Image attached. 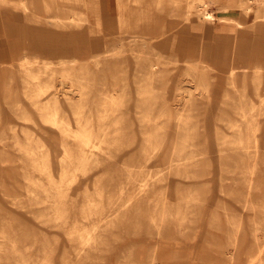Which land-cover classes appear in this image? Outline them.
Returning <instances> with one entry per match:
<instances>
[{
  "label": "bare ground",
  "instance_id": "bare-ground-1",
  "mask_svg": "<svg viewBox=\"0 0 264 264\" xmlns=\"http://www.w3.org/2000/svg\"><path fill=\"white\" fill-rule=\"evenodd\" d=\"M212 3L221 5L222 11L238 9L246 14L256 5L263 9L251 24L248 15L243 22L240 18L236 22L240 32L248 25L251 34L239 39V45L236 40L237 49L233 52L242 62L251 49L257 50L258 57H264V0H237L235 6L225 5L224 0H0V5L8 4L19 11L0 26L1 41L16 38L17 48L27 45L35 52L61 54L57 61L59 70L49 67L53 61L45 58L40 65L37 58L28 54L22 55L11 70L12 79L21 82L22 94L30 107L18 111L0 108V142L16 147L18 174L24 180L22 183L14 175L3 182L10 191L18 186L24 192H13L11 204L54 233L48 234L32 222L18 219L13 210L5 209L0 202V264H178L169 260V253L181 248L188 255H183L179 264H190L195 242L205 226L224 234V243L208 239L212 244L210 251L220 254V262L236 264L242 255L243 264H264V166L258 169V164L264 162V146L259 152L253 139L260 128L258 116L264 113V98L258 110L252 102L249 107L242 103L237 106L239 118L229 120L230 138H219L222 142L215 143L204 140L201 165L199 158L195 162L205 175L215 168L212 161L222 155L237 159L236 167L221 163L240 169L235 175L243 187L237 189L238 193L233 191L232 200L238 202L234 207L216 200L215 191L193 194L188 181L185 187L182 185L191 172V157L184 152L192 144L190 132L177 141L171 129H186L187 117L182 119L179 114L175 122L167 117L160 126L157 117L161 111L152 114L149 100L152 90L147 80L156 73L159 63L150 48L156 47V42L178 47L174 42L179 24L167 23L166 29V22L158 13L162 10L174 16L181 6L184 21L194 14L205 23L228 19L210 13L208 6ZM78 7L83 11L75 9ZM37 9L49 14L37 13ZM116 33L126 34L130 43L146 42L150 49L143 60L139 58L142 51L131 54L142 78L137 93L145 95L143 103L150 107L143 116L146 135L138 159L123 160L114 177L110 171L114 151L133 143L129 137L121 138L122 96L128 91L124 76L118 75L126 60L122 57L124 45L118 49L113 46L111 53L106 50L98 57L88 55L87 44L92 36L107 38ZM225 41L224 36L216 35L207 48L205 53L213 58L212 64L227 60ZM94 42L97 44L98 39ZM189 47L185 46V54H193V47ZM93 62L96 67L101 65L95 76L89 68ZM73 64L77 66L74 68ZM234 70L230 68L228 76L234 75ZM254 73L258 75L257 71ZM215 75V87L219 89L217 72ZM162 125L167 132L159 131ZM7 138L13 140L3 141ZM249 138L254 141L248 142ZM225 143L229 145L224 147ZM252 157L243 164L245 158ZM95 169L102 173L92 179ZM240 208L259 214L257 217L262 220L250 219L241 226L237 212ZM144 235L149 241L154 237L160 241L142 250L149 243ZM131 238L133 242L128 243ZM121 243L123 248L117 251ZM212 261L209 263L214 264Z\"/></svg>",
  "mask_w": 264,
  "mask_h": 264
},
{
  "label": "rangeland",
  "instance_id": "rangeland-1",
  "mask_svg": "<svg viewBox=\"0 0 264 264\" xmlns=\"http://www.w3.org/2000/svg\"><path fill=\"white\" fill-rule=\"evenodd\" d=\"M58 5L61 6V3L58 2ZM1 8L9 11L12 10L13 13H19V11L14 8L10 9L11 7L8 4L0 5V9ZM178 8L179 9L177 13L175 12L174 16H168L167 12H163L162 10H160L158 13V16H160L159 18L166 22V29L169 24L172 26L174 24H179V27L175 30L178 39L176 42H174L175 45H178V47H174V45L170 46L168 44L164 46L160 45V42L158 44L156 42V47L150 48L151 51L154 52V57L159 62L156 66V73L150 77L149 80H147L151 83L152 91L149 95V100L152 102V114H157V111H161L158 113L160 114L159 118L157 117L160 126L162 124L160 122L166 120L167 117L171 118V121L174 122L176 121V117L179 114L182 116V119H184L185 116L187 117V121H184L187 125L186 129H171L173 132V137L177 141L180 137H184L190 132L189 142L192 144H190L184 152H187L186 156L188 158L191 157L189 160L191 172L187 174L188 178L184 177L182 185L185 187V182L188 181V184H191L190 188L192 189L193 194L208 195L211 193L209 191H215L216 200H220L223 203H226V205L234 204V207L236 204H238V202L235 199L232 200L233 191L243 187V185H241L242 181L238 180V176L235 175V173L239 172L240 169H231L226 165H222L221 163L226 162L229 163V165L234 164L236 167L238 161L236 158L233 159V157H229L224 154L221 156V158L224 160H221L220 158L217 161H212V166L214 164L215 168H210V173L203 175V169H200L201 160L203 158L202 143L204 140H212L215 143L222 142L219 141V138L220 140L230 138L231 122H229V120L232 118H239V114H237L235 110L237 106H240L241 103L243 107H249L250 102H252L258 110L260 107L259 102L262 98H264V67L263 69L259 70H247L245 65L239 66V68L235 70L234 75L228 76V74H226L225 79L222 81H217V84L220 86L219 89H217L215 87V73L213 74L214 70H217V64H212L213 58L209 57V55L205 52L207 48L214 42L217 30L215 27L213 28V26L218 25L220 20L216 19L212 21V23L200 22L199 16L194 14L190 15L188 20L184 21L183 18L185 14L183 9L181 6ZM259 8L260 7H257V5L254 7L253 15L259 14V12L263 11L262 8ZM75 9H78L80 12L83 11L82 7ZM208 9L210 13H215V15H219L223 12L221 5L218 4L212 3L208 6ZM36 12L43 15L49 14L48 12L42 11L40 9H37ZM88 17L93 22V16L88 13ZM237 19L239 20V17H237ZM243 20L244 19L241 18L240 21L243 22ZM249 20L251 21L250 24L255 21L254 16H249L248 21ZM180 25H182V27ZM185 25L188 27L187 31L185 30ZM95 37L98 39L97 44L94 42V40H96ZM119 37L122 40H118L117 38ZM159 39H161V36L158 38V41ZM154 43L155 42H153V44ZM121 44L124 45V53L122 54V57L126 58V60L124 61V65L122 64V67L119 68L120 71H118V75L124 76V83H126L128 86V91L122 96L123 104L121 106V111L123 112V118L120 123L122 127L121 138L129 137L132 139L133 143L129 144L128 146L123 144L122 150L114 151L110 161V171L114 177L118 176L120 164L123 160L128 161L132 158L133 162L138 159L140 155L139 149L142 144V138L146 135V120L143 119V116L146 114V110L150 106L147 105V102L146 105L143 103L145 95L142 93L140 96L137 93V87L140 82H142V78L140 76L141 73H138L136 70V59H134L131 54L135 56L137 51L140 50L142 53L139 58L140 60H143V58H145L144 53L150 49L146 46V42L130 43L128 41L127 35L123 33L109 35L107 38L92 36L87 44L88 55H97L98 57H102L106 50H108V53L110 50L111 53L113 46H116L118 49L121 47ZM185 46H190L189 48L193 47V54H185ZM132 48L133 51H130ZM24 54H28L37 58L40 65H42V62L46 59L53 61L54 64L49 65V67L54 70H59L61 67V65L57 62L61 54L35 52L34 50L29 49L27 45H20L18 48L12 50L11 48H4L1 50L0 108H3L6 111L8 109H15L18 111L19 109H28L30 107L26 102L24 95L22 94L23 89L21 87V82L14 81L12 79L14 73L11 72V70L15 68L18 59H20ZM67 56L70 55L67 54ZM73 66L75 68L77 64H73ZM100 67L101 65L96 67L94 62L89 64L90 70L93 71V76L97 74L98 68ZM242 67L244 68L242 69ZM254 71L259 73V77L261 79L252 78L254 77ZM243 75L247 77V79L239 78ZM54 83H57V80L54 79ZM94 93L95 91H93V95H95ZM256 94H258V96ZM259 94L262 96H259ZM146 98H148L147 95ZM258 118L260 120V128L256 131L255 137L253 139L257 143L258 150H260L259 152H262L264 146V113L260 114ZM14 120H16L15 117L13 118V122L16 124L18 120ZM163 126L164 125H162V128L160 127L161 129L159 131L161 132L162 130L163 132H167L168 129ZM253 139L249 138L247 141L252 142L254 141ZM10 140L13 139L7 138L3 141L10 142ZM20 140H23L21 135ZM228 145L229 144L225 143L224 147H227ZM0 152V180H2V185H0V202H3L4 208L7 210H13L18 219L32 222L34 225L44 230L48 234L54 233L53 229L48 228L46 225L41 223L37 224L28 213H25V211H23L21 208H17L16 205L11 204L10 200H13V195L15 192L18 194H24V192L20 190L18 186H13L12 188L15 190L10 191L8 184L4 183L3 180L9 176L14 177L15 175L22 183L24 182L22 177H20L18 174L20 172L19 162L17 161L19 152L16 150L14 145H3L1 142ZM133 157H135V160H133ZM198 158L200 165L196 166L195 162L198 160ZM245 159L243 164H247L250 162V160H253V157ZM193 161L194 166L192 165ZM263 166L264 162L262 164H258V169H262ZM206 168H204V170ZM101 173L102 170H93L92 179L97 178L99 175H101ZM204 185H206L205 188ZM243 190L244 189H242V191ZM238 192L239 191L237 190V193ZM247 196L251 195L247 193ZM237 210L241 216V223L239 222L241 226L242 222L244 224L243 226H245L250 219L256 220V218H258L257 216L259 215L251 212L249 214V212L247 213V211H245L243 208ZM260 219L262 220L261 217L258 218V220ZM261 223H264V221L262 220ZM202 232L203 233L200 234L198 238L199 240L195 242L197 247L194 248L193 257L192 255L190 256V264H210L209 260L212 261V259L214 260V264H218V262L220 264H224L222 261H219V258H221L219 253L210 251L209 246L212 244L210 242L208 243V239L215 240L214 242L216 243H224V234L215 229L207 228L206 226ZM259 234L262 235V231H260ZM144 236L146 237V241L149 243L144 244V246L141 247L142 250L150 245V243L153 244L155 241H160L156 237H154L155 240L149 241V239H147L148 235ZM133 240L134 238L129 239L128 243L133 242ZM263 240L264 238L261 236V241L263 242ZM122 246V243L119 244L117 251H121L123 248ZM169 254V260H174V262H177L178 264L182 262L181 260L183 255H188L182 248L178 252H170ZM244 259L245 258L241 255L239 261L236 264H243ZM112 264H114V262H112Z\"/></svg>",
  "mask_w": 264,
  "mask_h": 264
},
{
  "label": "crops",
  "instance_id": "crops-1",
  "mask_svg": "<svg viewBox=\"0 0 264 264\" xmlns=\"http://www.w3.org/2000/svg\"><path fill=\"white\" fill-rule=\"evenodd\" d=\"M224 3H225V5L227 3H229V4H231V6H235L237 4V0H224ZM10 7H11L10 9L13 8L12 6H10ZM13 14H15V12L13 13L12 10L9 11V10H6L4 8H1L0 9V26L6 20L8 21L9 19H11ZM247 15L249 17V16H255L256 14L253 15V11L250 14H246L244 12H241L238 9H233V10L231 9V11H223L221 14L218 15V16L225 17L228 19L220 20V23L218 25L213 26V28L215 27L217 30L216 35L224 36L225 39L227 40L224 43V49H223L226 52L227 60H225V62L221 60L220 64H217V66H216L217 70L216 71L214 70V72H213V74L217 72V75H218L216 78L217 80L222 81L223 79H225L226 74L229 73L228 70L232 67H234L235 70H237V68H239V66H242V65H245V68H247V70L248 69L249 70L250 69L251 70H253V69L259 70V69H263V67H264V57H261V56L258 57L256 54L257 50L253 51V49H251V54L247 55L246 58L243 57V62L240 58L236 59L237 56L233 52V51H236V49H237V41L241 38H246V37H248V35L251 34L248 26H245L244 30L242 32H240L241 29L238 28L236 25V22H239L237 17H239L240 19L241 18L246 19L245 16H247ZM252 35L255 36V32H253ZM238 45H239V41H238ZM4 48H11V50L17 48L16 38L12 39L11 37H6V39L4 41H1V38H0V51L3 50ZM243 68L244 67H242V69ZM236 75H238V74H236ZM245 76H246V73H245ZM245 76L243 75V76H240L239 78L240 79L241 78L247 79V77H245ZM252 78L261 79L259 77V73L257 76H255V73H254V77H252ZM256 95L258 96V94H256ZM259 96H262V95L259 94Z\"/></svg>",
  "mask_w": 264,
  "mask_h": 264
}]
</instances>
